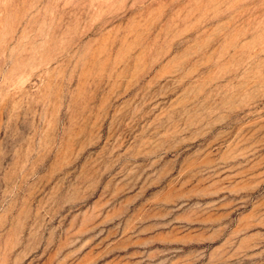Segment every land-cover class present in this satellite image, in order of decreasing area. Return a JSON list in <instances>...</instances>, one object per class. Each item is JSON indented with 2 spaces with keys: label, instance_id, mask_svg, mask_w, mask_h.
I'll list each match as a JSON object with an SVG mask.
<instances>
[{
  "label": "rangeland",
  "instance_id": "374dc122",
  "mask_svg": "<svg viewBox=\"0 0 264 264\" xmlns=\"http://www.w3.org/2000/svg\"><path fill=\"white\" fill-rule=\"evenodd\" d=\"M0 264H264V0H0Z\"/></svg>",
  "mask_w": 264,
  "mask_h": 264
}]
</instances>
